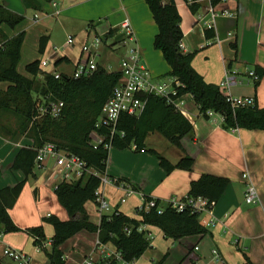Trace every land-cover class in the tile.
<instances>
[{"label":"crops","instance_id":"obj_1","mask_svg":"<svg viewBox=\"0 0 264 264\" xmlns=\"http://www.w3.org/2000/svg\"><path fill=\"white\" fill-rule=\"evenodd\" d=\"M1 1L7 9L29 21L20 29L18 28L20 26L15 29L3 26V29L10 37L22 31L26 32L22 58L27 56L30 61L28 64L38 59L40 61L50 59L47 66L40 64L42 71L72 75L82 58L83 44L90 42L97 34L104 36L105 39L111 29H115L116 32L104 40L97 61L104 67L113 65V56L116 52L123 47L126 55L127 45L132 44L123 43L120 31V25L126 18H129L132 24L137 43L152 75L162 77L171 71V66L163 53L154 46L158 25L146 0ZM53 1L57 2V6H54ZM175 1L182 16L183 51L193 53L198 45L206 44V47L213 45L208 43L212 39L207 36L208 28L198 19V15L205 11L210 1L199 0L201 8L197 13L192 12L186 0ZM189 1L191 3L193 0ZM215 8L219 11L231 10L234 15L219 17L215 30H211L215 33L213 39L218 38L220 41L217 42L218 47L214 53L208 48L210 54L208 63L202 65L194 57L192 64L208 83L219 86L230 74L235 79L230 87L232 95L254 97L257 106L264 109V0H227ZM30 11L34 12L32 18H28ZM36 15L39 16L38 19ZM52 21H55L56 25L61 22L63 26L66 24L72 26L71 32H68L62 43L53 41L54 28L50 27ZM69 35L75 37L73 45L67 44ZM43 38H47L48 42L45 50L41 52L40 42ZM233 43H236L237 49L233 47ZM104 55L108 59L102 62L101 58ZM64 58L66 60L57 64ZM251 71L259 75L258 80L250 76ZM27 77H30L29 73ZM42 77L41 73L39 78ZM186 107L191 114L189 120L194 126L195 133L193 136L182 138V148L172 144L157 132L150 134L146 143L148 148L156 150L172 163H177L185 154L192 156L195 160L192 170L175 169L168 173L154 153L136 151L134 148L112 147L106 173L111 178L119 179L120 185L107 184L102 187V192L110 203V209L105 214H111L119 208L136 218L138 217L136 209L142 202V196L168 202L173 196L180 198L187 196L192 181L203 174L223 176L230 179L226 191L220 200L215 202L212 214L202 213L200 216L201 222L209 228V232L178 239L182 250L180 247L177 248L181 250L183 256L174 264H218L214 261V249L221 253L224 264H264V130L228 128L222 114L214 113L205 117L194 98L189 95L186 96ZM161 136L174 147L160 150L157 145L158 141L162 140ZM150 140L152 141L149 144ZM34 144L32 137L22 135L15 139L11 130L4 131L0 126V189L14 187L26 178L25 172L15 167V160L22 148L32 147ZM244 173H248L249 178H244ZM250 180L255 183L258 191L255 203L246 201V190ZM128 188L134 189L135 194L123 203L122 198L125 197ZM86 210L91 220L98 224L102 214L96 202L88 201ZM9 212L11 215V209ZM49 215L51 214L48 213L47 216ZM211 220L213 223L208 225V221ZM146 228L152 238L151 226L146 225ZM161 232L163 233L162 230ZM164 238L169 239L165 236ZM69 240H74L75 246L78 247L75 250H85L84 260L93 256L96 261L101 262L109 251L117 250L112 243L98 247L99 233L82 230L61 245L67 259L69 257L65 254L64 245ZM41 250L43 248L38 247L37 252ZM32 256L35 259L38 257L37 253ZM143 256L136 260V264H154L153 256L146 260L142 259ZM4 259H7L4 263L15 264L7 257ZM65 261L67 263V260Z\"/></svg>","mask_w":264,"mask_h":264},{"label":"trees","instance_id":"obj_2","mask_svg":"<svg viewBox=\"0 0 264 264\" xmlns=\"http://www.w3.org/2000/svg\"><path fill=\"white\" fill-rule=\"evenodd\" d=\"M192 12L201 8L199 0L190 1ZM217 6L222 0H210ZM158 25L154 46L163 53L165 60L171 66L168 76L179 80L183 86L179 94H193L201 113L209 117L208 111L213 110L224 117L228 128H249L264 130V109L255 107L233 108L227 96L219 85L208 83L193 66L195 53H185L181 49L184 38L182 16L175 0H146ZM25 21V17L7 9L0 0V84L9 82V86L0 89V110H14L23 121L22 133L32 132L34 146L22 148L15 160V167L22 169L26 178L14 187L0 189V230L12 232L21 229L10 215L19 198L23 183L33 174L37 149L47 142H53L60 148L84 158L89 167L100 175L88 174L73 181L60 182L55 193L60 203L66 208L70 218L63 220L56 215L46 216L44 221L54 227L52 251L49 253L50 264H66L61 245L82 230L99 233L103 244L112 243L122 252L126 261L138 260L152 247L146 230H139L142 225L161 228L164 236L175 240L190 235L206 234L209 228L201 222V214L191 207L178 211L170 205L161 207V201L156 199V205L150 209L144 208L131 217L115 209L111 214H103L98 224L94 223L86 210L88 201H95V192L101 186V175L107 171L109 149L101 144L97 148L91 141V134L96 129V123L105 103L113 94L115 86L121 79L119 71H108L104 66L88 76L78 78L61 73L56 78L53 73L41 70V61L35 60L27 65L30 77L22 75L17 66L22 59V48L26 32L8 36L3 26L15 29ZM207 29L208 38H214L215 33ZM111 29L107 37L115 33ZM105 38V39H106ZM104 39V40H105ZM48 39L40 42L41 52L46 48ZM233 47L237 49L236 43ZM66 60L60 59L57 64ZM42 73V78L39 75ZM62 101L64 106L60 116L53 117L42 108L49 101ZM29 124L31 126H29ZM117 129L124 135L117 134L107 139L113 147L119 149L134 148L136 151H149L157 155L161 165L168 173L175 169L192 170L194 158L185 154L177 163H172L165 156L147 146V138L152 133H160L172 144L182 148L181 140L185 136H193L194 126L188 117L169 104L164 97L151 95L145 110L139 116L123 114L119 119ZM101 131L107 128H101ZM99 130V131H100ZM230 179L223 176L203 174L193 180L187 196L206 197L210 202L220 200L226 191ZM150 200V197H146ZM1 230V231H2ZM35 239V244L47 249V240L43 225L30 227L26 230ZM100 264H118L101 261Z\"/></svg>","mask_w":264,"mask_h":264},{"label":"built area","instance_id":"obj_3","mask_svg":"<svg viewBox=\"0 0 264 264\" xmlns=\"http://www.w3.org/2000/svg\"><path fill=\"white\" fill-rule=\"evenodd\" d=\"M210 1V0H209ZM227 1V0H222ZM54 6H57V2L53 1ZM234 13L231 10L225 9L223 11L216 10L215 6L211 4L205 9V11L198 15L199 21H203L206 28L215 30L217 19L221 16H233ZM209 16V18H207ZM38 15L36 18L38 19ZM120 31L123 35V43L127 45V54L122 58L118 69H114L112 65L105 67L108 71H119L121 73V79L115 86L113 94L105 103L101 115L96 123V129L91 134V141L94 148H97L101 144H104L105 148L110 149L113 147L107 139L114 138L117 134L124 135L117 129L119 119L123 114L131 116H139L145 110L149 96L157 95L164 97L169 104L174 106L179 112L186 117L190 118L191 114L186 107V96L189 95L194 98L193 94L185 93L179 94V88L183 84L176 78L170 76L168 79H160V77H154L150 72L146 60L144 59L142 50L137 43V38L132 27L129 18L123 20L120 25ZM108 34V33H107ZM213 39V38H212ZM210 39L208 42H210ZM217 42L220 40L218 38ZM75 37L69 35L67 44L73 45L75 43ZM104 43V36L97 34L94 35L90 42H86L82 46V58L72 73L75 78L81 76L91 75L99 66L97 58L99 51ZM213 44V43H209ZM181 49H184L183 43H181ZM50 59H44L41 61L42 66H47ZM250 76H253L255 80L259 79V75L255 71L249 72ZM53 74L56 78H60L61 73L54 71ZM235 79L227 75L226 80L221 84L222 90H224L228 101L232 104L233 108L240 107H255L257 105L254 97H238L232 95L230 87L234 83ZM64 103L62 101H49V105L42 108L43 112H48L53 117L60 116ZM216 113L213 110L208 111V115L212 116ZM101 128H107L105 131H101ZM100 130V131H99ZM137 146L134 145V149ZM53 161V165H51ZM35 166L39 168H49L50 177L55 179V187L63 181L77 180L84 175L95 174L100 175L95 169L89 167L87 161L81 156L70 153L65 149L60 148L53 142H47L43 146L37 149V155L35 158ZM244 178H249L248 173H244ZM107 184L120 185V180L111 178L107 173L101 175V186L95 192V202L98 206L99 212L103 215L110 209V203L102 192V187ZM135 194V190L128 188L125 197L122 198V202H126L127 198ZM258 198V191L255 183L250 180L246 190V201L248 203H255ZM156 205V199L151 198L147 200L142 196V202L137 207L136 212L143 210L144 208L150 209ZM172 208L182 211L185 207H191L195 212L213 213V207L215 202H210L206 197H189L183 198L173 196L169 199L168 204ZM213 220L208 221V225L212 224ZM139 230H146L145 225L139 227ZM0 230V237L1 235ZM150 235V234H149ZM148 235V236H149ZM52 242L45 243V247L51 246ZM105 244L97 241V246L102 247ZM198 249V248H197ZM214 261L218 264H224V258L217 250H213ZM4 256L11 259L15 264H41L36 259L21 250L15 249L9 245L4 248ZM116 260L118 264H136V260L126 261L123 258L122 252L119 250L109 251L106 257L102 261L112 262ZM93 256L85 258L81 264H100Z\"/></svg>","mask_w":264,"mask_h":264},{"label":"rangeland","instance_id":"obj_4","mask_svg":"<svg viewBox=\"0 0 264 264\" xmlns=\"http://www.w3.org/2000/svg\"><path fill=\"white\" fill-rule=\"evenodd\" d=\"M33 16L34 12L30 11L28 18H32ZM28 22L29 21L26 20L25 22L20 24V27L18 28L20 29L21 27H24ZM50 27L52 29L54 28L52 37L53 41L58 44L62 43L67 38L69 34L68 32H71L72 29L71 24H66L63 26V24H61L60 22L56 25L55 21L51 22ZM198 36L199 35H196V37ZM30 42L32 41L30 40ZM208 43H213V45H210L209 47H206V44L198 45L195 49V52H193L195 53L194 57L196 58V60H198L202 65L208 63L207 61H209L210 59L208 48H210L213 52L218 47L217 39H212ZM124 56L125 50L122 47L113 56L112 66L114 67V69L119 68V64L121 63V60ZM106 59H108V57L104 55L101 58V61L105 62ZM28 62H30L28 61V57L23 56L17 66L18 71L22 75L25 74L24 76L28 75ZM211 65H213L212 60ZM169 77L170 76H168V74H165L164 76L160 77V79L166 80ZM225 80L226 78L224 79V81ZM0 85V89L5 90L9 86V82L3 81ZM23 121V117L14 110H0V126H2L4 131L11 130L12 137L15 139L21 137L22 135L26 137H32L31 131V134L26 132L22 133ZM29 126L31 125L29 124ZM151 141L152 140L149 141V144L151 143ZM157 146L158 148H160V150H167V147H174L164 137H162L161 142L158 141ZM51 165H53V161H51ZM49 173V168L46 169L35 166L33 169V174L30 175L28 180L23 183L18 201L16 205L11 209V216L14 219L16 225H19L21 229L12 232H5L1 229L2 241L0 242V264H7L4 263L7 260L4 259V245H9L30 255H34L37 253L38 257L36 258V260L40 261L41 264H50L49 253L52 251V246H49L47 249H43L38 253L37 251L39 245L35 244V239L29 232L26 231L30 227L43 225L47 237V243L48 241L52 240L54 234L53 225L49 222L44 221L47 214L50 213L56 215L63 220L70 217L68 211L60 203L55 193V179H52ZM167 204L168 202L163 200L161 202V207H166ZM150 230L153 232V237H148L153 247H150L146 251L142 259L146 260L148 259V257L153 256L154 264H174L175 262H178L183 256L180 243L173 238H169L168 240H166L163 236V233L161 232V228L157 226H151ZM73 241L74 240H69L64 245L65 254H67L69 257V260L66 258V256L64 257L65 260H67L66 264H79L82 260H84L83 256L85 254V250H75V248L78 247L75 246ZM177 247H180L181 250H179V248Z\"/></svg>","mask_w":264,"mask_h":264}]
</instances>
